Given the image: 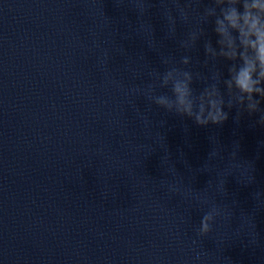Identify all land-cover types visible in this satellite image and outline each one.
I'll return each mask as SVG.
<instances>
[{"label": "water", "instance_id": "obj_1", "mask_svg": "<svg viewBox=\"0 0 264 264\" xmlns=\"http://www.w3.org/2000/svg\"><path fill=\"white\" fill-rule=\"evenodd\" d=\"M151 5L0 0V264H264V129L235 109L198 127L133 97L184 54ZM234 141L250 163L227 162Z\"/></svg>", "mask_w": 264, "mask_h": 264}, {"label": "clouds", "instance_id": "obj_2", "mask_svg": "<svg viewBox=\"0 0 264 264\" xmlns=\"http://www.w3.org/2000/svg\"><path fill=\"white\" fill-rule=\"evenodd\" d=\"M121 2L116 0L117 4ZM130 2L141 17L152 6L151 0ZM159 5L166 37L175 40L184 54L178 60L161 58L164 70L152 69L148 73L149 83L133 85L130 89L133 97L143 96L150 106L191 120L198 127H221L235 109L233 120L237 125L246 115L255 117L250 127L264 129V0H159ZM179 28L184 31L177 40ZM151 33L155 40L152 26ZM201 46L204 58L197 60L205 71L193 68L192 53L198 52ZM144 119L150 123L146 115ZM233 146L227 162L250 163L238 157L239 141H234ZM260 146L264 147V141ZM221 153H215L216 160L225 159ZM212 157L213 147L203 167ZM253 172L251 181L244 184L254 183ZM225 184L226 180L224 196L227 195ZM261 193L264 191L253 193V198L257 200ZM219 216L220 204L215 200L203 212L196 236H208ZM196 259H200L199 254Z\"/></svg>", "mask_w": 264, "mask_h": 264}]
</instances>
